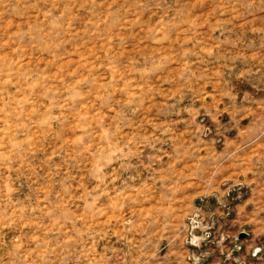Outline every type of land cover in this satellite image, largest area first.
<instances>
[{"label":"rangeland","instance_id":"1","mask_svg":"<svg viewBox=\"0 0 264 264\" xmlns=\"http://www.w3.org/2000/svg\"><path fill=\"white\" fill-rule=\"evenodd\" d=\"M263 127L264 0H0V264H262Z\"/></svg>","mask_w":264,"mask_h":264},{"label":"crops","instance_id":"2","mask_svg":"<svg viewBox=\"0 0 264 264\" xmlns=\"http://www.w3.org/2000/svg\"><path fill=\"white\" fill-rule=\"evenodd\" d=\"M264 128V127H263ZM263 128L260 130L257 140L262 144L264 147V130ZM252 133L250 134V136ZM254 136L250 137V140L253 141ZM250 154H253L250 152ZM264 155V154H263ZM231 166L230 172H226V174H230L231 176H222L227 184L233 185L237 182L243 184V189H239L236 192L233 190V194L240 195L238 198L231 199L229 196L226 204L230 206L231 213L228 217L227 223L231 226L236 227V225L243 226L241 230L243 231H260L261 234L264 235V157L259 163V167L256 169V163L254 159L250 158L249 160H242L239 153L234 152L231 156ZM221 164L218 168L223 167L226 168L227 164L223 160H220ZM245 169V170H242ZM239 171V172H238ZM238 173V174H237ZM223 181V180H222ZM242 188V187H241ZM240 191H242L240 193ZM213 194L209 195L208 201H211L210 198H213L215 201H219L221 196V191L217 189L213 190ZM231 194V193H230ZM232 196V195H231ZM210 203V202H209ZM214 209V208H213ZM213 212L216 213L215 209ZM231 230V229H230ZM236 231H233V234H236ZM189 240H194L196 236H191L190 234ZM191 237V238H190ZM263 244L261 246L262 250L264 251V239L262 240ZM188 257L194 260V256L192 254H187ZM178 261H171L168 262L170 264H179ZM244 264H250L245 260ZM181 264V262H180ZM199 264H231L228 260H223L222 262L218 260L217 257L210 256L209 259H205L203 263Z\"/></svg>","mask_w":264,"mask_h":264},{"label":"water","instance_id":"3","mask_svg":"<svg viewBox=\"0 0 264 264\" xmlns=\"http://www.w3.org/2000/svg\"><path fill=\"white\" fill-rule=\"evenodd\" d=\"M244 235L245 234H243L242 232H237L236 234H235V239L237 240L238 238H242V237H244ZM262 264H264V263H262Z\"/></svg>","mask_w":264,"mask_h":264},{"label":"built area","instance_id":"4","mask_svg":"<svg viewBox=\"0 0 264 264\" xmlns=\"http://www.w3.org/2000/svg\"><path fill=\"white\" fill-rule=\"evenodd\" d=\"M262 263H264V261Z\"/></svg>","mask_w":264,"mask_h":264},{"label":"bare ground","instance_id":"5","mask_svg":"<svg viewBox=\"0 0 264 264\" xmlns=\"http://www.w3.org/2000/svg\"><path fill=\"white\" fill-rule=\"evenodd\" d=\"M191 238V237H190Z\"/></svg>","mask_w":264,"mask_h":264}]
</instances>
